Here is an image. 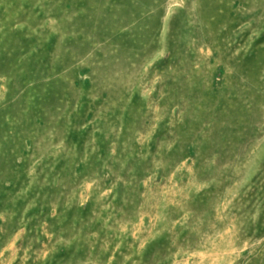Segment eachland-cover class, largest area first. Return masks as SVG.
<instances>
[{
    "label": "rangeland",
    "instance_id": "rangeland-1",
    "mask_svg": "<svg viewBox=\"0 0 264 264\" xmlns=\"http://www.w3.org/2000/svg\"><path fill=\"white\" fill-rule=\"evenodd\" d=\"M0 264H264V0H0Z\"/></svg>",
    "mask_w": 264,
    "mask_h": 264
}]
</instances>
